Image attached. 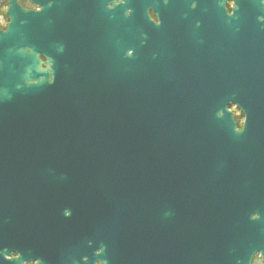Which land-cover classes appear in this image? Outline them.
Wrapping results in <instances>:
<instances>
[{
	"label": "water",
	"instance_id": "obj_1",
	"mask_svg": "<svg viewBox=\"0 0 264 264\" xmlns=\"http://www.w3.org/2000/svg\"><path fill=\"white\" fill-rule=\"evenodd\" d=\"M191 1L201 18L224 9L226 2L239 10L220 27L200 28L187 41L200 50L209 41L240 51L246 88L257 94L202 96L171 87L176 78L167 69L157 71L165 55H155L171 37L166 29L149 33L144 16H136L128 32L120 29L112 78H57L49 94L25 87L27 56L18 52L20 10L9 0V24L0 32V217L17 212L41 228L46 217L39 202L44 201L72 208L77 219L78 211L113 216L120 249L129 247L132 235L145 233L152 254L165 226L174 238L177 224L179 264L250 263L257 241L236 226L246 219V210L210 206L215 192L234 177L212 173L220 167L205 159L197 131L224 132L225 152L241 154V145L262 129L264 0H182L181 7L190 8ZM30 26L27 17L25 34ZM161 64L166 68L168 62ZM183 67L192 73V65ZM229 105L245 116L241 132L235 131Z\"/></svg>",
	"mask_w": 264,
	"mask_h": 264
},
{
	"label": "flooded vegetation",
	"instance_id": "obj_2",
	"mask_svg": "<svg viewBox=\"0 0 264 264\" xmlns=\"http://www.w3.org/2000/svg\"><path fill=\"white\" fill-rule=\"evenodd\" d=\"M20 10L18 52L27 56L23 82L25 87L49 94L57 78L72 80L110 79L114 75V44L118 33L133 27L136 16L145 17V29H166L171 44L159 45L155 55L165 57L157 71L166 69L173 75L171 87L191 95L227 96L257 94L246 88L247 78L241 52L222 46L206 44L201 50L188 42L200 28H218L227 16L237 9L226 8L204 12L191 1L190 8H182V0H14ZM9 0H0V32H5L9 18ZM29 17V33H24ZM150 46V43L148 44ZM131 54V52H130ZM167 67L161 63H166ZM261 62V60H257ZM239 64V67H235ZM183 65H192V73ZM56 69L66 70L56 75ZM193 74V75H192ZM236 132H241L245 116L229 105ZM229 124H211L218 128ZM201 126V125H198ZM206 125H202L205 127ZM250 142L241 145L244 152L228 154L222 131H197L203 139L205 159L220 167L212 173L234 177L215 192L210 206L245 209L246 219L236 223L245 234L256 239V251L249 264H264V124ZM211 141H215L211 144ZM240 177L235 184V178ZM44 207V225L37 228L31 218L26 221L12 216L0 217V264H179L177 224L174 250L170 226H165L157 251L152 254L149 238L132 235L128 248H119L118 232L113 216H87L72 208L39 202ZM250 215V220L249 216ZM175 221L177 205L175 202ZM135 233L140 231L134 227Z\"/></svg>",
	"mask_w": 264,
	"mask_h": 264
},
{
	"label": "bare ground",
	"instance_id": "obj_3",
	"mask_svg": "<svg viewBox=\"0 0 264 264\" xmlns=\"http://www.w3.org/2000/svg\"><path fill=\"white\" fill-rule=\"evenodd\" d=\"M206 44H212V42H209V41H207L206 42ZM205 44V45H206ZM177 226V225H176ZM117 227V226H116ZM178 228V227H177ZM117 229H118V227H117ZM118 232V231H117ZM174 239H175V235H174V238H172V246H173V250H174ZM179 233H177V250H178V252H179Z\"/></svg>",
	"mask_w": 264,
	"mask_h": 264
},
{
	"label": "rangeland",
	"instance_id": "obj_4",
	"mask_svg": "<svg viewBox=\"0 0 264 264\" xmlns=\"http://www.w3.org/2000/svg\"><path fill=\"white\" fill-rule=\"evenodd\" d=\"M0 21H1V18H0Z\"/></svg>",
	"mask_w": 264,
	"mask_h": 264
}]
</instances>
